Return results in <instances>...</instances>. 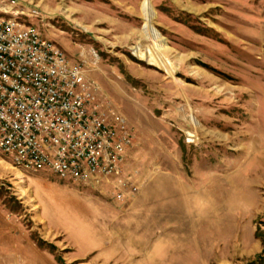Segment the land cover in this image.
<instances>
[{
	"label": "rangeland",
	"instance_id": "rangeland-1",
	"mask_svg": "<svg viewBox=\"0 0 264 264\" xmlns=\"http://www.w3.org/2000/svg\"><path fill=\"white\" fill-rule=\"evenodd\" d=\"M16 4L126 120L139 189L0 153V264H264V0Z\"/></svg>",
	"mask_w": 264,
	"mask_h": 264
},
{
	"label": "built area",
	"instance_id": "built-area-1",
	"mask_svg": "<svg viewBox=\"0 0 264 264\" xmlns=\"http://www.w3.org/2000/svg\"><path fill=\"white\" fill-rule=\"evenodd\" d=\"M0 9V153L26 170L88 183L116 180L124 199L139 185L126 170L134 136L101 107L98 85L29 18L16 0Z\"/></svg>",
	"mask_w": 264,
	"mask_h": 264
},
{
	"label": "bare ground",
	"instance_id": "bare-ground-1",
	"mask_svg": "<svg viewBox=\"0 0 264 264\" xmlns=\"http://www.w3.org/2000/svg\"><path fill=\"white\" fill-rule=\"evenodd\" d=\"M148 7H149L148 2L145 1V3H144V12H145V15L147 16V18L149 19L150 12H149V8Z\"/></svg>",
	"mask_w": 264,
	"mask_h": 264
},
{
	"label": "trees",
	"instance_id": "trees-1",
	"mask_svg": "<svg viewBox=\"0 0 264 264\" xmlns=\"http://www.w3.org/2000/svg\"><path fill=\"white\" fill-rule=\"evenodd\" d=\"M43 242H45L44 240H39V245L42 246Z\"/></svg>",
	"mask_w": 264,
	"mask_h": 264
}]
</instances>
